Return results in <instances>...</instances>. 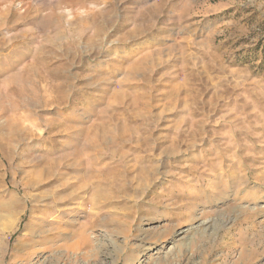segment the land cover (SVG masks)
<instances>
[{
    "label": "rangeland",
    "instance_id": "374dc122",
    "mask_svg": "<svg viewBox=\"0 0 264 264\" xmlns=\"http://www.w3.org/2000/svg\"><path fill=\"white\" fill-rule=\"evenodd\" d=\"M0 264H264V0H0Z\"/></svg>",
    "mask_w": 264,
    "mask_h": 264
}]
</instances>
